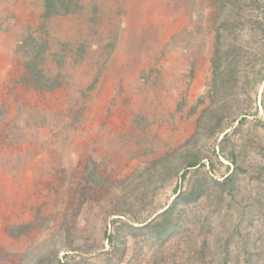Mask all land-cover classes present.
I'll return each instance as SVG.
<instances>
[{
    "label": "rangeland",
    "instance_id": "1",
    "mask_svg": "<svg viewBox=\"0 0 264 264\" xmlns=\"http://www.w3.org/2000/svg\"><path fill=\"white\" fill-rule=\"evenodd\" d=\"M0 0V264H264V0Z\"/></svg>",
    "mask_w": 264,
    "mask_h": 264
},
{
    "label": "trees",
    "instance_id": "2",
    "mask_svg": "<svg viewBox=\"0 0 264 264\" xmlns=\"http://www.w3.org/2000/svg\"><path fill=\"white\" fill-rule=\"evenodd\" d=\"M47 15L61 12H71L75 6V0H43Z\"/></svg>",
    "mask_w": 264,
    "mask_h": 264
}]
</instances>
